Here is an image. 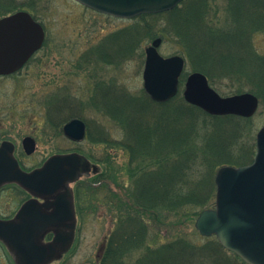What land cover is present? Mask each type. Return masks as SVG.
<instances>
[{"label":"trees","instance_id":"trees-1","mask_svg":"<svg viewBox=\"0 0 264 264\" xmlns=\"http://www.w3.org/2000/svg\"><path fill=\"white\" fill-rule=\"evenodd\" d=\"M41 1L0 0V18L25 9L34 12ZM223 9V26L217 28L211 21L210 0H184L169 12L137 17L136 25L109 37L92 54L104 63H111L105 57L113 54L114 61L120 62L119 57L125 60L143 38L171 32L183 45L182 54L192 72L204 73L212 87L216 79L244 81L241 84L249 85V92L264 106V57L254 51L251 38L254 32L264 30V0H226ZM161 20L171 26L170 32L166 27L158 28ZM86 60L90 61L85 53L77 62L80 70H86ZM106 87V82L95 85L91 100L95 96L100 106L94 110L115 123L122 137L115 140L103 128L92 136L87 127L86 141L126 152L128 210L197 215L214 206L218 168L253 161L256 143L252 119L210 116L179 94L163 104L152 101L144 91L133 95ZM62 92L45 101L46 123L57 131L65 121L83 119L86 114L82 99L66 89ZM85 155L110 164L106 154L97 160ZM99 177L98 172L87 179L95 183ZM117 220L98 264H246L215 237H200L196 231L198 234L192 236L200 237L199 243L178 236L152 246L150 229L140 217L125 215Z\"/></svg>","mask_w":264,"mask_h":264},{"label":"rangeland","instance_id":"rangeland-1","mask_svg":"<svg viewBox=\"0 0 264 264\" xmlns=\"http://www.w3.org/2000/svg\"><path fill=\"white\" fill-rule=\"evenodd\" d=\"M225 2L226 0H210L211 21L217 28L223 26ZM29 13L32 17L36 15L38 18L37 21L44 29L45 40L41 49L20 71L0 77V143L11 142L15 146L14 156L28 171L40 167L54 154L63 152L69 154L77 152V149L82 150L79 152L81 155L87 157L85 154H90L95 159L106 154L110 161L108 165L101 164L87 157L98 168L102 178L99 177L97 179L99 181L95 183H91L93 179L91 182L87 178L80 180L79 195H75L77 223L74 244L67 254L60 257V261L53 264H98L105 242L117 224V218L125 215L138 216L146 223L150 229L149 244L152 246L166 243L178 236L199 243L200 237H193L198 234L194 224L199 214L206 209L197 215L191 212L139 213L136 210V212L128 210L129 178L126 152L121 149H107L100 144L91 145L86 138L81 142L70 141L61 131L63 125L74 118L65 121L61 130L57 131L46 123L45 117V101L60 92L64 93L62 91L66 89V92L78 100L82 99L86 106L83 120L86 121L92 136L103 128L115 140L120 139L122 135L115 123L94 110L100 106L95 96L91 100L94 87L100 82H106L107 90L117 88L133 95L144 91L142 73L145 48L156 38L161 39L158 52L162 57L179 55L185 60V70L181 76L182 84L178 93L183 98V83L194 71H191L189 62L182 54L183 45L181 46V42H178L170 32L171 26L166 20H161L158 22V28L166 27L169 34L166 33L164 36L160 34L150 39L143 38L125 60L119 57L120 62H115L117 58L111 54L105 57L111 63H104L95 59L92 50L116 33L136 25V22L138 23L136 18L121 19L107 16L90 10L74 0H42L35 11ZM251 38L254 51L264 57V30L254 32ZM85 53L86 59L89 58L90 61L86 62V70L83 71L78 68L77 62ZM242 82L244 81L216 79L213 88L222 97L251 93L250 86H243ZM250 119L256 143L257 131L264 126V106L260 101L258 109ZM25 137H32L36 142L37 148L31 155L23 152L21 143ZM23 195L16 187H3L0 191V215L12 214L22 202ZM187 216L195 217L189 219ZM1 251L2 249L0 264H9V259Z\"/></svg>","mask_w":264,"mask_h":264},{"label":"water","instance_id":"water-1","mask_svg":"<svg viewBox=\"0 0 264 264\" xmlns=\"http://www.w3.org/2000/svg\"><path fill=\"white\" fill-rule=\"evenodd\" d=\"M94 11L117 18L130 19L143 14H158L174 9L183 0H75ZM45 33L40 23L27 11L0 18V76L18 72L40 49ZM161 39L145 48L142 73L143 89L153 101L163 103L179 91V79L185 60L158 53ZM184 100L211 116L252 117L259 106L252 93L228 97L219 95L204 73L193 72L185 80ZM85 123L74 118L64 124L66 138L80 142L85 138ZM27 155L36 150L31 137L22 140ZM14 145L0 144V187L15 183L35 198L54 200L52 212L45 213L30 200L9 221L0 220V241L7 246L16 264H50L61 257L73 241L75 210L69 183L90 171V162L78 153L49 157L42 166L29 172L20 168L14 156ZM96 170V167H92ZM215 175L214 208L202 211L195 229L202 237L215 236L226 250L246 264H264V126L256 134V153L251 164L221 167ZM64 191V192H61ZM61 192V193H60ZM67 232L60 230L63 222ZM54 228L53 240L44 243L47 232Z\"/></svg>","mask_w":264,"mask_h":264},{"label":"flooded vegetation","instance_id":"flooded-vegetation-1","mask_svg":"<svg viewBox=\"0 0 264 264\" xmlns=\"http://www.w3.org/2000/svg\"><path fill=\"white\" fill-rule=\"evenodd\" d=\"M86 62H87V60H86ZM1 77H6V76H1ZM64 153V152H63ZM63 153H58V154H63ZM77 153H79L78 151H77ZM58 154H55V155H58ZM64 154H66V153H64ZM79 154H81V153H79ZM18 162H19V165H20V167L22 168V170H26L25 169V167L24 166H22V163H20V161L18 160ZM91 166H94L92 163H91ZM34 169V168H33ZM30 170V169H29ZM31 170H32V168H31ZM27 171V170H26ZM95 173H97L98 172V169L96 168V170L94 171ZM85 174H83L82 176H81V178L79 179V180H77L76 182H74V183H71V184H69V187H68V189H69V191L71 192V194H72V201H73V206H74V209H75V212H76V205H77V203H76V196L75 195H79V185L81 184L80 183V180L82 179V178H84L85 176H84ZM85 184V183H84ZM3 187L5 188V187H16V188H18L20 191H22V193L24 194L23 195V197H22V202L19 204V207L12 213V214H10V215H5V216H3V215H0V220L1 221H9V220H12L17 214H18V212H19V210L21 209V207L23 206V205H25V203H27L28 201H30V200H34V205L36 206V207H42V209L45 211V213L47 212V213H50V212H52V209H53V206H54V200L52 199H50V200H44V199H41V198H35V197H33L30 193H28L27 191H25L24 189H22V188H20L17 184H15V183H9V184H5V185H3V186H1L0 187V191L3 189ZM61 192H64V191H61ZM60 192V193H61ZM77 213V212H76ZM75 213V215L77 216V214ZM65 225H68V223H66L65 221L63 222V224L61 225V228H60V230L61 231H63V232H67V229L65 228ZM75 229H76V225H75ZM74 229V238H75V230ZM54 233H55V229L54 228H52V229H50L48 232H47V235H45V237H44V239H43V242L44 243H49V242H51L52 240H53V237H54ZM73 244H74V239H73V241H72V244H71V246H70V248L66 251V252H64L62 255H61V257H63L64 256V254H67L69 251H70V249L72 248V246H73ZM105 244H106V242H105ZM105 246V245H104ZM104 248V247H103ZM0 249H2V251L1 252H4V256L5 257H7L8 259H9V264H16L15 263V261H14V258L12 257V255L10 254V252H9V250L7 249V246H5L1 241H0ZM57 261H60V257H58V258H55L50 264H53V263H55V262H57ZM0 262H1V260H0ZM100 263V262H99ZM89 264V263H88Z\"/></svg>","mask_w":264,"mask_h":264}]
</instances>
